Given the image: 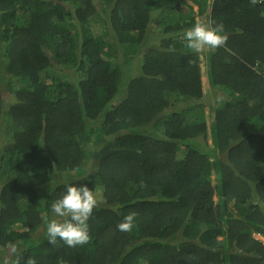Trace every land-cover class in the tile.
<instances>
[{"label": "trees", "instance_id": "trees-1", "mask_svg": "<svg viewBox=\"0 0 264 264\" xmlns=\"http://www.w3.org/2000/svg\"><path fill=\"white\" fill-rule=\"evenodd\" d=\"M191 1L0 0V260L264 264V2ZM197 17L226 46L188 48ZM65 183L95 192L83 245L46 238Z\"/></svg>", "mask_w": 264, "mask_h": 264}, {"label": "clouds", "instance_id": "clouds-1", "mask_svg": "<svg viewBox=\"0 0 264 264\" xmlns=\"http://www.w3.org/2000/svg\"><path fill=\"white\" fill-rule=\"evenodd\" d=\"M183 39L188 48L199 52L205 49H216L226 46L228 36L223 23L201 19L184 31ZM205 80L207 81V76ZM218 91L223 93L221 90ZM200 102H203V100L198 101L199 104ZM209 134L211 137L210 132ZM213 172H215L214 169ZM70 174V172L65 173L66 176ZM96 204L95 192L94 190H90L87 185L65 183L63 193L51 204L53 215L51 218L46 217L44 221L48 243L54 244L58 239L62 240L69 247L87 243L89 240L87 221ZM134 215L133 213L124 217V221L117 225L118 229H130ZM12 247L15 250V246L13 245ZM0 264H18V261L12 260L10 262L9 259L5 258L0 260Z\"/></svg>", "mask_w": 264, "mask_h": 264}, {"label": "rangeland", "instance_id": "rangeland-1", "mask_svg": "<svg viewBox=\"0 0 264 264\" xmlns=\"http://www.w3.org/2000/svg\"><path fill=\"white\" fill-rule=\"evenodd\" d=\"M190 3V5L193 7L194 12L196 13L198 10V7L196 6V4L194 3V1L191 0H186ZM198 18V17H197ZM203 19V17L201 18ZM196 21L199 20L195 19ZM202 71H204L203 74H206L205 72V68H202ZM202 85H203V102H204V116L206 117V124H207V128H208V132H207V138L205 139L206 144L209 146L207 148V151L213 149V146L216 147L217 149V139L212 140V138L210 137L209 134V129L211 130V126L214 122V115L216 114L215 108L217 107V105L219 104V102L221 100H225L226 99V95L225 93H221L220 89H212L213 87L207 83V81L205 80V77H202ZM1 91L3 94L6 95V104H9L11 101V97L12 95H10L8 88H7V84H1ZM203 144V143H202ZM220 167V165H219ZM211 179H212V183L214 186V194H213V200H214V209L216 211V213H220L222 215V221H220L219 225H220V231L222 230L223 226H224V221H225V213H223L224 211L222 210V201H223V190H222V186L221 183H218L217 188L215 187L217 184V175L216 172H213L211 174ZM223 236L220 235L219 239H221Z\"/></svg>", "mask_w": 264, "mask_h": 264}, {"label": "built area", "instance_id": "built-area-1", "mask_svg": "<svg viewBox=\"0 0 264 264\" xmlns=\"http://www.w3.org/2000/svg\"><path fill=\"white\" fill-rule=\"evenodd\" d=\"M259 3L264 2V0H257ZM253 237L260 241L264 247V233H253Z\"/></svg>", "mask_w": 264, "mask_h": 264}]
</instances>
